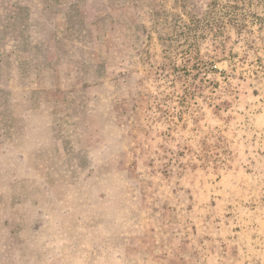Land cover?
Instances as JSON below:
<instances>
[{
  "label": "rangeland",
  "instance_id": "1",
  "mask_svg": "<svg viewBox=\"0 0 264 264\" xmlns=\"http://www.w3.org/2000/svg\"><path fill=\"white\" fill-rule=\"evenodd\" d=\"M0 264H264V0H0Z\"/></svg>",
  "mask_w": 264,
  "mask_h": 264
}]
</instances>
